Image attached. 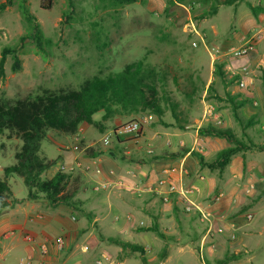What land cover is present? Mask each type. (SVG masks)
Wrapping results in <instances>:
<instances>
[{
	"label": "rangeland",
	"instance_id": "374dc122",
	"mask_svg": "<svg viewBox=\"0 0 264 264\" xmlns=\"http://www.w3.org/2000/svg\"><path fill=\"white\" fill-rule=\"evenodd\" d=\"M42 1L47 0H0V7L5 5L0 10V59L3 48L16 46L19 39L30 32L22 13L23 5L35 16L45 37L42 50L32 41L25 43L20 52V71L12 70L13 57H7L5 75L0 78V98L14 102L41 94L46 89H79L89 78L107 76L145 58L147 63L167 76L168 94L171 102L177 105L176 113L180 121L186 125L198 124L206 111L215 107L223 122L217 127L232 131L236 140L250 144L248 147L252 150L257 146L264 148V12L255 15L251 10V7L263 8L258 0H138L124 6H117L111 0H52L48 10L41 7ZM230 1L232 4L218 7L217 15H210L216 2ZM65 13L70 14L69 21ZM190 22L196 25L202 39L187 32ZM214 26L218 34L214 32ZM258 33L260 39L254 51L243 57L233 54L234 49ZM194 42L197 47L193 46ZM243 67L250 70L246 89L239 87L238 73ZM233 98L247 101L244 111L234 110ZM169 104L165 105L163 118L176 126ZM103 115L104 112H100L93 117L102 124V128L90 125L82 133L85 143L94 144L98 150L112 149L115 141L110 147L101 143V139L112 131L136 120L143 126V117L150 114H118L107 121L103 120ZM224 122L228 124L224 126ZM209 123L202 127L204 133L211 131L213 122ZM142 134L143 127L138 139ZM219 139L223 141L224 138ZM22 144L15 137L9 138L8 132L0 133V179L9 184L11 195L8 202L12 206L18 203V199L28 198L29 194L21 178L5 173L6 167L15 164V154ZM67 146H74L72 135L48 132L39 156L57 163L42 178H51L56 174L61 148ZM77 172L73 171L74 174ZM247 172L242 178L243 183H254L257 191L246 195L245 203L249 209L252 208L254 219L242 237L249 248L254 249L255 256L253 260L246 256L239 263L231 264H264V153ZM85 188L83 186L80 191V199L95 197L90 185ZM91 206L87 203L84 208L92 211ZM126 212H123L125 216ZM212 213L224 214L233 220L232 215L225 212ZM79 216L88 219L83 212ZM112 218L113 215H109L108 220L112 221ZM16 233L18 235L19 231ZM101 233L104 234L102 231L95 234L100 237ZM107 234L116 236L115 231ZM135 243L143 244L138 238ZM135 255L128 264L144 262L142 251H137ZM18 257L15 254L16 260ZM73 260L72 264H93L97 259Z\"/></svg>",
	"mask_w": 264,
	"mask_h": 264
},
{
	"label": "crops",
	"instance_id": "0c3cea01",
	"mask_svg": "<svg viewBox=\"0 0 264 264\" xmlns=\"http://www.w3.org/2000/svg\"><path fill=\"white\" fill-rule=\"evenodd\" d=\"M213 29L218 34L217 27ZM245 107L238 110L244 111ZM210 109L211 116L184 130L165 118L146 115L140 139H122L110 150L99 149L103 154L98 156L85 154L94 144L85 143L82 133L90 125H82L73 135L74 146L61 148L58 171L62 167L81 171L85 189L90 185L95 197L83 200L79 192L77 206H51L42 195L34 200L23 197L14 206L9 205L0 216V264H22L21 259L27 256L37 263L42 259L43 247L48 249L46 264H72L73 258L91 257L102 259L103 264H128L137 251H142L144 258L139 264H202L198 252L201 245L206 264L241 252L251 253L247 259L253 260L255 251L242 237L252 222L244 219L252 208L245 203L244 189L248 185L242 178L248 169L252 170L264 148L252 150L245 143L223 171L202 166L200 157L205 163H214L221 150L236 145L227 138L221 141L200 134L209 122L215 127L223 123L215 107ZM255 191L256 185L252 194ZM183 192H190L191 201L202 209L232 215L235 229L228 223L225 235H216L213 241L205 239L206 225L196 211H185ZM87 203L92 211L84 208ZM81 212L88 219L81 218ZM109 215H113L112 221ZM136 217L141 219L135 222ZM96 231L104 234L98 237ZM112 231L116 236L107 234ZM27 235L34 241L26 242ZM58 237L65 239L61 250L55 243ZM137 238L142 245H136ZM122 242L129 246L124 248L119 244Z\"/></svg>",
	"mask_w": 264,
	"mask_h": 264
},
{
	"label": "trees",
	"instance_id": "16d2710c",
	"mask_svg": "<svg viewBox=\"0 0 264 264\" xmlns=\"http://www.w3.org/2000/svg\"><path fill=\"white\" fill-rule=\"evenodd\" d=\"M117 6L130 5L138 0H111ZM232 4V2H216L210 13L214 16L218 7ZM52 0L42 1L43 9H50ZM5 5L0 7L3 9ZM257 15L264 12L263 8L251 7ZM22 13L27 21L30 32L19 39V44L14 47H5L0 59V78L5 75V62L9 55L13 57L12 70L18 72L22 68L20 52L27 41H32L42 50L44 33L30 9L22 6ZM67 21L70 14L65 13ZM172 98L167 90V76L162 70L140 59L126 65L121 71L107 76H94L87 79L79 89L44 90L41 94L27 96L17 101L0 98V133L8 132L9 138H17L23 142L20 150L15 154V164L5 168L6 175H15L21 178L29 189L28 199L34 200L44 196L52 206L67 205L77 206V195L85 185V177L81 171L59 170L51 179L42 178L43 174L56 165V161L39 156L41 144L49 131H57L67 135H76L82 125H95L102 128L99 121L94 120V115L104 112L103 120L107 121L118 114L141 115L148 113L162 119L166 113V103L173 112L178 127L184 130L185 122L179 120L176 113L177 105L172 103ZM234 110L245 106L247 101L232 99ZM252 123V121H251ZM247 126V125H246ZM200 134L225 138L237 142L235 146L221 150L214 163H205L200 157L201 165L210 169L223 171L229 164L232 156L245 147V143L238 141L232 131H225L211 125V131ZM121 140V139H120ZM119 141L115 140V144ZM102 151L93 147L86 149L87 156H98ZM108 154L112 155L111 151ZM11 189L6 181L0 179V216L9 205L8 199ZM124 248L127 243H119ZM136 251L137 247H131ZM247 253L229 254L217 264H230L243 260Z\"/></svg>",
	"mask_w": 264,
	"mask_h": 264
},
{
	"label": "built area",
	"instance_id": "2783aa9c",
	"mask_svg": "<svg viewBox=\"0 0 264 264\" xmlns=\"http://www.w3.org/2000/svg\"><path fill=\"white\" fill-rule=\"evenodd\" d=\"M258 3L261 6H264V0H258ZM187 32H190L191 34H194L196 36H198L199 38L202 39V35L201 33L198 31V29L196 28V25L193 22H190L188 27H187ZM260 39V35L258 34H254L248 41H246L243 45H241L240 47H237L236 49L233 50V54L236 57H243V56H248L252 51L255 50V47L257 46V41ZM194 47H197V43L194 42L193 43ZM250 74V70L247 67H243L241 69V71L238 73V75L240 76L239 79V87L241 89H246L248 87V83H247V79L248 76ZM212 114V109H208L203 117V119L207 118L208 116H211ZM152 117L150 116V119ZM142 124L140 121L136 120V121H131L128 123H125L123 125H121L120 127H118L117 129H115L114 131H112L109 135L105 136L104 138L101 139V143L104 147H110V145L112 144L113 141H120V139H133L135 141L138 140L140 134L142 133ZM76 149H78L79 147H75ZM60 170H66V168L62 167ZM255 189V185L254 184H250L248 185L245 189H244V194L245 195H251L252 191ZM190 192H183V201L185 202V211L187 213H192L194 211H196V213L199 215L200 220L205 223L206 225V234H205V239H210V241L214 240V237L216 235H225L227 232V227L226 225L228 223H230V225L232 226V229H235V223L229 219L228 216L226 215H214L211 211L205 210L200 208L198 205H196L195 203H193L191 201V199L189 198ZM236 200H233V203H236ZM74 219V218H73ZM244 219L245 221H249L251 222L254 219V215L252 213H246L244 215ZM235 236L232 235L231 239H234ZM26 242H33L34 241V237L31 235H27L25 237ZM58 249H63L64 245H65V239L63 237H58L55 241ZM42 259L40 261H38L37 263H35L34 258L32 256H27L25 258L21 259V263L22 264H46L45 262V256L48 252V249L46 247H43L42 249ZM199 257H200V261L202 264H206V257L204 254V248L203 245L200 246L199 250ZM93 264H103L102 259H98L95 261V263Z\"/></svg>",
	"mask_w": 264,
	"mask_h": 264
}]
</instances>
